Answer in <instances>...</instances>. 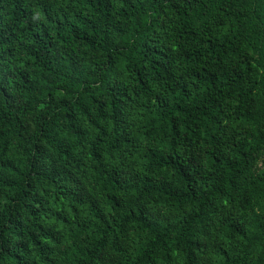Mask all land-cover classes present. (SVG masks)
Listing matches in <instances>:
<instances>
[{
	"label": "trees",
	"instance_id": "obj_1",
	"mask_svg": "<svg viewBox=\"0 0 264 264\" xmlns=\"http://www.w3.org/2000/svg\"><path fill=\"white\" fill-rule=\"evenodd\" d=\"M0 264H264V0H0Z\"/></svg>",
	"mask_w": 264,
	"mask_h": 264
}]
</instances>
